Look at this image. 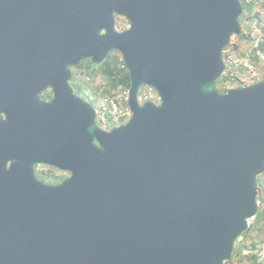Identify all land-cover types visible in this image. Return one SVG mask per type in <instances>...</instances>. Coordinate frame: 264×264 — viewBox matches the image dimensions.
Wrapping results in <instances>:
<instances>
[{
    "label": "water",
    "instance_id": "obj_1",
    "mask_svg": "<svg viewBox=\"0 0 264 264\" xmlns=\"http://www.w3.org/2000/svg\"><path fill=\"white\" fill-rule=\"evenodd\" d=\"M241 13L240 0H0V264L233 258L264 173V81L217 87ZM114 51L131 117L104 131L70 68ZM142 86L159 104H139ZM37 163L71 176L45 185Z\"/></svg>",
    "mask_w": 264,
    "mask_h": 264
},
{
    "label": "trees",
    "instance_id": "obj_2",
    "mask_svg": "<svg viewBox=\"0 0 264 264\" xmlns=\"http://www.w3.org/2000/svg\"><path fill=\"white\" fill-rule=\"evenodd\" d=\"M240 1L242 4V13L239 18L240 22H242L247 16L260 19L259 12L256 13L255 11V2L260 0H253L254 2L251 4L246 3L245 0ZM127 24L128 22L126 19L119 16L116 21V29L122 30ZM243 28L244 27L242 26V29ZM248 36V33L243 29L242 35L236 37L238 40L242 41V43L232 41L230 46L224 49L223 57L226 64V71L217 81V87L221 94H225L233 88L246 87L249 85L244 82L241 77V75L244 74V69L240 67L237 68V74H235L232 72L229 67L230 65L228 64L231 55L236 54L237 57H243L244 53H242L241 50L244 47V43L248 39ZM77 69L80 75L79 88L82 92L90 90L94 95L99 94L102 96H108L113 95L120 90L129 89L130 87V76L124 66V62L122 60L118 61L113 53L109 54L107 59L98 65L93 64L90 59L83 60L79 63ZM86 78H88V80ZM262 81H264V78ZM262 177H264V173L258 176L257 179L260 200L263 191L262 187L264 185ZM263 221L264 207L261 205L257 216L251 221L248 231L243 234L237 242L233 258L224 264H232L235 260L242 262L243 259H249L253 264H264V262H261V259L263 260L261 254L263 253L264 242L256 239L249 245L247 244V240L250 238L251 234L257 233V226ZM245 251H247L248 254L244 255Z\"/></svg>",
    "mask_w": 264,
    "mask_h": 264
},
{
    "label": "built area",
    "instance_id": "obj_3",
    "mask_svg": "<svg viewBox=\"0 0 264 264\" xmlns=\"http://www.w3.org/2000/svg\"><path fill=\"white\" fill-rule=\"evenodd\" d=\"M260 1L255 2V6H257ZM245 2L251 4L254 1L245 0ZM246 33H248L249 36L241 50V52L244 53L243 57H237L236 54H234L236 56L231 55L228 64L235 74H237V68L240 67L244 69L243 75L245 77L242 75L243 81L249 85H253L262 82L264 78V19L250 25ZM150 91H152V88H150ZM91 98H93L98 105V108L95 109L96 121L103 129H109V127L111 128L113 125L119 124L122 120L131 117L128 105L129 89L120 90L108 96L93 94ZM147 101H149L148 96L145 93L139 94L138 92L139 104L143 105ZM261 205L264 207V203L259 197V208ZM244 253L247 254L248 252ZM261 256L264 258V249Z\"/></svg>",
    "mask_w": 264,
    "mask_h": 264
},
{
    "label": "flooded vegetation",
    "instance_id": "obj_4",
    "mask_svg": "<svg viewBox=\"0 0 264 264\" xmlns=\"http://www.w3.org/2000/svg\"><path fill=\"white\" fill-rule=\"evenodd\" d=\"M118 17L119 16H116V21H117ZM115 26H116V24H115ZM127 29H129V23L125 26L124 29L118 30V31L119 32H123V31H125ZM70 71H71V79L69 80V85H70V88H71L72 95L73 96H77V97H81L86 102H88L86 100V98H84L82 95L85 94V95H87V96H89L91 98L92 95H93L92 91L86 90L87 92H82L80 90V88H79L80 75H79L77 66L71 67ZM86 79L88 80V78H86ZM248 86H250V85H248ZM38 98H39V100L42 103L47 104V103H49V102L54 100V90L52 88H46L42 92H40L38 94ZM2 118H4V116H2ZM95 120H96V118H95ZM95 122H96V125L100 129H102L104 131H108V129H103L102 127H100L98 125L97 121H95ZM118 126H120V125H115V126L113 125L111 127V129H113L115 127H118ZM72 130H73V125H72ZM34 170H35V177L40 182H42L43 184L48 185V186L60 185V184H62L65 180H67L71 176V174L68 171L62 170V169H60V168H58V167H56L54 165H50V164H47V163H37V164H35Z\"/></svg>",
    "mask_w": 264,
    "mask_h": 264
},
{
    "label": "rangeland",
    "instance_id": "obj_5",
    "mask_svg": "<svg viewBox=\"0 0 264 264\" xmlns=\"http://www.w3.org/2000/svg\"><path fill=\"white\" fill-rule=\"evenodd\" d=\"M255 11H256V13L257 12H259V17H260V19H256L255 17H246L245 19H243L242 20V22H240V20H239V22H240V24H241V26H243L244 28V30H245V32H247V30H248V27L250 26V25H253L255 22H259V20L261 21L262 19H264V0L263 1H260V3L256 6V8H255ZM242 29V30H243ZM243 33V32H242ZM240 42V43H242V41H240V40H238L236 37H233L232 38V40H231V42ZM245 44V43H244ZM115 56H116V58H117V60L118 61H120V60H122L123 61V59H122V56H121V54L120 53H118V52H116V51H114V52H112ZM241 77H242V75H241ZM243 77H245L244 75H243ZM142 93H145L147 96H148V100L149 101H153L154 103H156V104H159V100H158V96H157V93H156V91L154 90V89H152V91H150V87H148V86H142L141 88H140V90H139V94H142ZM84 98H86V100L93 106V108L94 109H96V108H98V105H97V103H96V101L93 99V98H90L89 96H87V95H85V94H83L82 95ZM129 119H126V120H122L119 124H117V125H123V124H125L127 121H128ZM111 128L109 127V129H108V131L110 130ZM262 181H263V183H264V177H262ZM262 194H261V200H262V202L264 203V185H263V187H262ZM260 195V194H259ZM252 221V220H251ZM251 221H250V223H251ZM259 240V241H261V242H264V221L263 222H261L258 226H257V233L256 234H251V236H250V238L247 240V244L249 245L252 241H255V240ZM263 248H264V246H263ZM244 255H246V254H244ZM263 258V257H262ZM261 262H264V258H263V260L261 259ZM232 264H253L252 263V261L251 260H249V259H243V261L242 262H240V261H238V260H235Z\"/></svg>",
    "mask_w": 264,
    "mask_h": 264
},
{
    "label": "clouds",
    "instance_id": "obj_6",
    "mask_svg": "<svg viewBox=\"0 0 264 264\" xmlns=\"http://www.w3.org/2000/svg\"><path fill=\"white\" fill-rule=\"evenodd\" d=\"M245 252H247V251H245ZM245 254V253H244ZM248 254V253H247Z\"/></svg>",
    "mask_w": 264,
    "mask_h": 264
}]
</instances>
